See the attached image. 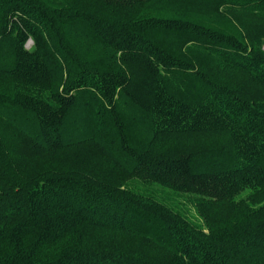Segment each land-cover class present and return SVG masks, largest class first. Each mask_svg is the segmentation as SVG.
<instances>
[{
    "label": "trees",
    "instance_id": "16d2710c",
    "mask_svg": "<svg viewBox=\"0 0 264 264\" xmlns=\"http://www.w3.org/2000/svg\"><path fill=\"white\" fill-rule=\"evenodd\" d=\"M0 264H264V0H0Z\"/></svg>",
    "mask_w": 264,
    "mask_h": 264
},
{
    "label": "rangeland",
    "instance_id": "374dc122",
    "mask_svg": "<svg viewBox=\"0 0 264 264\" xmlns=\"http://www.w3.org/2000/svg\"><path fill=\"white\" fill-rule=\"evenodd\" d=\"M33 45H34L33 40L32 39H29L28 42H27V44H26V47L29 48V49H31L33 47Z\"/></svg>",
    "mask_w": 264,
    "mask_h": 264
}]
</instances>
